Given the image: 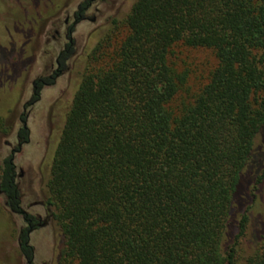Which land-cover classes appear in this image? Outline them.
<instances>
[{
  "label": "trees",
  "instance_id": "1",
  "mask_svg": "<svg viewBox=\"0 0 264 264\" xmlns=\"http://www.w3.org/2000/svg\"><path fill=\"white\" fill-rule=\"evenodd\" d=\"M86 59L44 184L58 264H240L264 187V0H135ZM253 239L242 264H264Z\"/></svg>",
  "mask_w": 264,
  "mask_h": 264
},
{
  "label": "flooded vegetation",
  "instance_id": "2",
  "mask_svg": "<svg viewBox=\"0 0 264 264\" xmlns=\"http://www.w3.org/2000/svg\"><path fill=\"white\" fill-rule=\"evenodd\" d=\"M131 4L132 0H78L71 9L66 2L36 27L35 38L39 43L37 49L32 47L25 76L30 77L29 91H23L17 98L21 107L13 113L19 126L12 133L13 141L4 142L7 152L1 166L7 170L8 190L1 185L0 173V196L8 212L18 218L15 244L25 264H58L60 256L59 232L44 187L45 176L40 178L34 168L37 166L39 173L42 172L47 158L43 152L47 154V151L43 147L42 153V148L35 152L29 119L36 117L38 113L33 111L47 94L54 95L49 105L57 98V93H61L59 83L62 80L68 83L70 75L78 68V58H86L100 36L116 21L112 14L121 15ZM44 129L47 130L46 125L42 126L46 133ZM43 133L39 128L36 139L40 135L45 144L47 138ZM38 232L42 233L44 254L33 240L34 233Z\"/></svg>",
  "mask_w": 264,
  "mask_h": 264
},
{
  "label": "rangeland",
  "instance_id": "3",
  "mask_svg": "<svg viewBox=\"0 0 264 264\" xmlns=\"http://www.w3.org/2000/svg\"><path fill=\"white\" fill-rule=\"evenodd\" d=\"M76 1L78 0H0V47L5 50L0 65V166L7 152L4 142L12 140V133L19 126L13 113L21 107V104L17 103V98L22 95L23 91H26V93L29 91L28 79L30 77L25 78V76L28 71L27 61L31 55L32 47L37 49L39 43V39L35 38L36 27L40 21L43 22L44 19L51 16L61 4L67 2L72 9ZM129 7L123 12L124 14L122 13L119 16L112 14V18L116 21L121 19L127 13ZM107 10H110L108 5ZM86 62L87 59L85 61V58H78V68L74 74L70 75L68 83H65L64 80L59 83V86H61L59 92L61 93H57V98L48 105L54 95H52L53 93L47 94L44 101L37 105L33 111L38 113L36 117L29 119L35 152L37 153L42 148L40 151L42 153L43 147L47 151V154L43 152L45 156L47 155V158L43 163L42 172H40L42 175L39 173L38 167H34L40 178L43 174L46 177L55 146L64 125L66 112L80 80L79 74ZM47 107L48 113L46 114ZM41 125L44 128L46 125L47 130L44 129L46 133H43ZM39 128L40 132L47 138L45 144L40 135L38 137L40 139H36ZM257 146L256 153L258 160L262 162L259 165L261 166L264 165V130L258 137ZM242 188L244 189V187ZM18 224V218L8 212L0 196V264H25L20 259L15 244ZM254 236H257L259 241L264 240V187L261 192H258L255 203L250 208L246 235L242 239L238 250L240 264L252 253L256 242L253 239ZM42 238L41 232L33 235L34 242L41 246L40 251L44 254L46 250L41 244Z\"/></svg>",
  "mask_w": 264,
  "mask_h": 264
}]
</instances>
